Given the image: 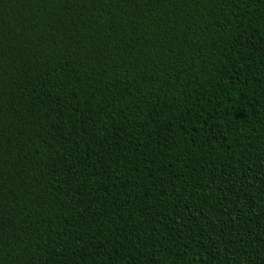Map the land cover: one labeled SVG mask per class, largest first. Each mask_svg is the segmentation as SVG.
<instances>
[{
  "label": "trees",
  "instance_id": "1",
  "mask_svg": "<svg viewBox=\"0 0 264 264\" xmlns=\"http://www.w3.org/2000/svg\"><path fill=\"white\" fill-rule=\"evenodd\" d=\"M0 264H264V0H0Z\"/></svg>",
  "mask_w": 264,
  "mask_h": 264
}]
</instances>
